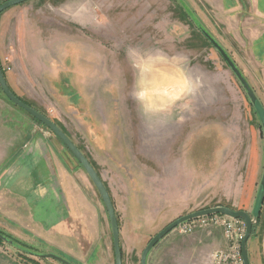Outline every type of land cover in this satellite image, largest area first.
I'll return each mask as SVG.
<instances>
[{
  "label": "rangeland",
  "instance_id": "rangeland-1",
  "mask_svg": "<svg viewBox=\"0 0 264 264\" xmlns=\"http://www.w3.org/2000/svg\"><path fill=\"white\" fill-rule=\"evenodd\" d=\"M183 1L199 21L204 18L200 0ZM215 25L212 36L236 60L264 111V54H250ZM155 60L160 65L154 69L171 86L140 87L148 78L142 74ZM0 68L9 90L58 126L103 177L114 210L119 208L122 264H140L149 240L182 212L216 206L251 212L264 167L259 119L177 0H33L12 7L0 16ZM153 111L159 117L154 128L152 113L150 120L123 118L124 112L137 116ZM114 112L120 118H110ZM158 141L160 162H153L152 142ZM62 145L0 90V233L38 253L53 251L72 264H115L109 220L97 191L107 225L97 229L93 241L48 243L44 226L9 217L11 191L6 186L15 162H40L34 178L44 175V164L48 171L62 167L75 173L80 165ZM120 159L124 162H115ZM130 197H138L143 208L134 221L127 203L119 225ZM217 230L198 229L185 236L174 230L146 262L215 264L214 254L227 250L221 247V240L227 244L222 232L213 235ZM209 232L216 238L214 249L192 254L177 250V241L204 239ZM260 236L264 240V231ZM255 254L264 264V247ZM0 264L59 263L23 256L2 242Z\"/></svg>",
  "mask_w": 264,
  "mask_h": 264
},
{
  "label": "crops",
  "instance_id": "crops-1",
  "mask_svg": "<svg viewBox=\"0 0 264 264\" xmlns=\"http://www.w3.org/2000/svg\"><path fill=\"white\" fill-rule=\"evenodd\" d=\"M200 6L205 12L204 18L201 17L200 21L205 24V28L211 35L213 34L212 29L215 30L214 25L219 24L237 45L248 48L250 54H264V0H200ZM223 36L226 37V35ZM145 113L141 112L136 116L132 112H124L125 116L123 118L127 121L133 118L141 120L148 118L150 120L152 113V128L159 125V121H156L159 117L155 116V111ZM109 115L112 119L120 118L117 112H114L112 116ZM143 143L142 149L144 150L146 148H144L145 142ZM152 150L155 156L153 162H160L159 141L157 144L152 142ZM115 162H124V160L120 159ZM39 163L32 160V158L19 160V162H15L14 170L10 171L8 186H6L11 191L8 200L10 219L19 223L35 224V228L44 226V241H48V243L56 240L58 243L62 241L68 244L77 238L93 241L97 229L101 226L102 228L105 227L107 222L103 210L100 208L96 190H94L95 188L88 176L79 166L74 170L75 173L68 174L62 167L60 171L57 168L48 171L47 166L44 164V175L34 178ZM107 165L113 170L118 168L109 162H107ZM118 174L123 178V172L118 171ZM108 179L106 177V181H110ZM127 189H129V186ZM114 190L113 187L112 191L116 194L117 191ZM127 203L132 209L134 221H137L138 210L143 208L138 201V197L127 199L124 213L120 212L119 225L122 224V219L126 218ZM118 209L117 205L115 212H118ZM263 209L264 203L255 233L247 241L249 264H260V261L255 258V253L259 251V247H264V240L260 238V233L264 231ZM189 212L192 211L182 212L181 215H186ZM120 230L121 226L119 232ZM216 232L221 234V231L217 230L213 232V235L217 236ZM209 234L211 235L209 232L205 235L207 238L204 239L179 240L176 245L179 248L177 250L183 249L185 253L192 254L208 248V246H213L214 249L216 238L215 236L209 237ZM221 242V247L225 249L227 244L224 240H221Z\"/></svg>",
  "mask_w": 264,
  "mask_h": 264
},
{
  "label": "water",
  "instance_id": "water-1",
  "mask_svg": "<svg viewBox=\"0 0 264 264\" xmlns=\"http://www.w3.org/2000/svg\"><path fill=\"white\" fill-rule=\"evenodd\" d=\"M29 1H33V0L4 1V3L0 5V16L7 9L24 4ZM177 1L182 6V8L185 10L190 20L193 22L195 27L199 30L203 38L219 54L221 59L225 62V64L231 71L230 73H232L234 77L236 78V80L238 81L240 87L242 88L243 92L245 93L247 97L246 99H248L250 105L252 106L253 110L257 114V117L260 122L259 125H260L263 139H264V111L262 110L261 104L254 90L252 89V87L250 86L246 78L244 77L243 73H241L240 69L238 68L234 60H232L230 55L227 53V51L223 47H221L219 42L201 24V22L196 18L194 13L186 6L185 2L183 0H177ZM0 90L9 102H11L13 105L20 108L24 112H26L33 119H35L37 122L42 124L44 128L48 129L50 133H52L63 144L62 146H64L69 151V153L73 156V158L77 161V163L80 165L82 170L88 176L89 180L91 181L92 185L97 191L99 197L101 198L104 209L107 213V217H108L109 224H110V230H111L110 237L112 238V246H113L115 264H122L121 263L122 254L120 250L121 248H120V241H119V227H118L117 217L115 214L112 201L108 194V191L106 187L104 186V184H102L103 182L98 176V174L96 173V171L93 169V167L88 162V160L85 158V156L82 154V152L73 144V142H71V140L63 133V131L58 126H56L51 120H49L44 115L40 114L33 108L21 102L19 99H17L12 94V92L9 90L7 86V83L3 76L1 68H0ZM260 178L261 180L259 183V189L256 194L254 204H252L253 207L250 213H247L245 211H234V209L232 210L224 206H216L212 208L198 210L196 212L181 216V218L179 217L173 220L172 222H170L169 224H167L163 229H161L158 233H156L149 240L146 247L143 248L144 250L141 255L140 264H147L146 262L147 257L149 253L151 252V250L168 234L174 231L177 227H179L180 225L188 221H192L194 219H198L201 217H208L212 215H222V216L229 217L232 219H239L245 223L246 231H244L245 236L241 242V258H242L243 264H249V260L247 256V241L251 237L252 229L257 225L259 212L262 207V201L264 197V167H263L262 176ZM0 241L7 243L14 249H19L10 240L6 239V237H4L1 233H0ZM33 256L40 258V259H51L59 264H72L70 261L66 260L65 258L60 256L59 254H56L53 251H47L45 253H36Z\"/></svg>",
  "mask_w": 264,
  "mask_h": 264
},
{
  "label": "built area",
  "instance_id": "built-area-1",
  "mask_svg": "<svg viewBox=\"0 0 264 264\" xmlns=\"http://www.w3.org/2000/svg\"><path fill=\"white\" fill-rule=\"evenodd\" d=\"M220 229L227 241V250L216 252L213 256L215 264H243L241 258V242L245 236L246 226L242 220L222 215H212L188 221L175 229L179 235H190L198 229Z\"/></svg>",
  "mask_w": 264,
  "mask_h": 264
},
{
  "label": "bare ground",
  "instance_id": "bare-ground-1",
  "mask_svg": "<svg viewBox=\"0 0 264 264\" xmlns=\"http://www.w3.org/2000/svg\"><path fill=\"white\" fill-rule=\"evenodd\" d=\"M159 65H160L159 60H155V61L151 62L150 65L147 66L148 67L146 69L147 72H146L145 75L142 74V79H143L144 76H147L148 78L145 79V80H141V82L139 84L140 87H143L144 88L146 86H149V87H154L155 88V87H157L159 85L171 86L172 83H171V81L168 78H166L165 74L159 72L160 69H159V71L157 70L158 72L154 69L156 66H159ZM140 69H141V72H142L143 71V68H140ZM161 70H162V67H161ZM163 70H165V69H163ZM144 94L147 95L146 93H144ZM148 96L150 98L152 95H148ZM153 97H156L159 101H162L163 102L162 96H159V95H156L155 96V95H153Z\"/></svg>",
  "mask_w": 264,
  "mask_h": 264
},
{
  "label": "trees",
  "instance_id": "trees-1",
  "mask_svg": "<svg viewBox=\"0 0 264 264\" xmlns=\"http://www.w3.org/2000/svg\"><path fill=\"white\" fill-rule=\"evenodd\" d=\"M210 45V44H209ZM13 94V93H12ZM14 95V94H13ZM15 96V95H14ZM16 97V96H15ZM17 99H19L18 97H16ZM20 100V99H19ZM21 102H23L24 104H26L24 101L20 100ZM27 105V104H26ZM15 106V105H14ZM29 106V105H27ZM30 107V106H29ZM256 114V113H255ZM33 119V118H32ZM34 121H36L35 119H33ZM37 122V121H36ZM38 124H40L39 122H37ZM42 125V124H40ZM43 126V125H42ZM44 127V126H43ZM264 203V197H263V201H262V205ZM262 209V207H261ZM261 209H260V212H261ZM260 212H259V217H258V222H257V225L259 223V219H260ZM257 225L252 229V234L251 236L255 233V229L257 227ZM2 234V233H1ZM4 237H6V239L10 240L15 246H17L19 249H16L19 253H22L23 256H32L34 257L33 255L38 253L37 251L33 250V249H30L28 247H26L25 245L20 244L19 242L15 241L14 239L2 234ZM0 243H2V241H0Z\"/></svg>",
  "mask_w": 264,
  "mask_h": 264
}]
</instances>
